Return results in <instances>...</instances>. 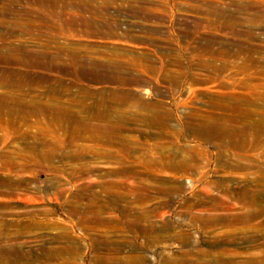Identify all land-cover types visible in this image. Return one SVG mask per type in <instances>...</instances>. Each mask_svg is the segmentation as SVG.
I'll use <instances>...</instances> for the list:
<instances>
[{
	"label": "rangeland",
	"instance_id": "374dc122",
	"mask_svg": "<svg viewBox=\"0 0 264 264\" xmlns=\"http://www.w3.org/2000/svg\"><path fill=\"white\" fill-rule=\"evenodd\" d=\"M262 9L0 0V264H264Z\"/></svg>",
	"mask_w": 264,
	"mask_h": 264
},
{
	"label": "bare ground",
	"instance_id": "6f19581e",
	"mask_svg": "<svg viewBox=\"0 0 264 264\" xmlns=\"http://www.w3.org/2000/svg\"><path fill=\"white\" fill-rule=\"evenodd\" d=\"M44 4V3H43ZM48 4V3H47ZM72 4V3H71ZM49 5V4H48ZM52 6V5H51ZM54 6V5H53ZM73 6V5H72ZM246 6V5H245ZM251 6H253V5H251ZM75 8V7H74ZM249 8V7H248ZM245 9V8H244ZM258 9V8H257ZM257 9H256V11H257ZM249 10V9H248ZM259 10H260V8H259ZM247 11V10H246ZM253 11V10H252ZM254 17H258V18H262V19H264V10L262 9V11H259V12H257V13H254ZM112 68H114V67H112ZM112 73H114V72H112ZM119 82V83H122V80L118 77V78H115V80H114V82Z\"/></svg>",
	"mask_w": 264,
	"mask_h": 264
}]
</instances>
